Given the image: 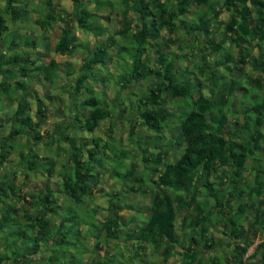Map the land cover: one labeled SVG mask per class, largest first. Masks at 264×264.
Wrapping results in <instances>:
<instances>
[{
  "label": "trees",
  "instance_id": "trees-1",
  "mask_svg": "<svg viewBox=\"0 0 264 264\" xmlns=\"http://www.w3.org/2000/svg\"><path fill=\"white\" fill-rule=\"evenodd\" d=\"M41 1L42 10L29 0H5L0 10L6 46L0 48V113L8 115V126L0 123L6 133L0 136V168L14 151L18 156L16 170L0 173V264H84L89 237L104 252L95 264H127L120 256L128 246L139 264H155L144 260L147 249L160 253L161 264H264V0H71V10ZM31 13L39 14L33 23L44 33L63 24L53 52L67 58L80 53L78 64L44 62L31 53L35 39L16 41L18 24L32 21ZM112 20L116 36L106 26ZM77 29L95 38L92 50ZM178 32L197 51L195 78L187 66L179 73L186 45L181 53L163 51L162 40L168 48ZM225 42L222 58L211 59ZM246 67L255 77H246ZM114 80L118 99L111 100ZM34 81L66 98L59 107L64 118L45 142L52 147L58 140L66 148L54 147L50 162L29 145L42 142L40 127L50 115L45 95L33 97L36 110L28 113L24 97ZM106 121V140L93 136ZM117 121H127L131 137L137 126L151 134L132 139L131 153L117 145ZM172 122L176 147L165 136ZM81 131L87 136L77 144L73 137ZM134 159L143 163L138 172ZM16 172L57 181L24 191L23 183L13 182ZM104 172L127 190L105 194L101 221L99 207L86 206ZM126 193L149 194V214L139 216V224L134 216L121 219L124 209H134ZM41 247L44 256L35 258ZM213 249L222 255L206 258Z\"/></svg>",
  "mask_w": 264,
  "mask_h": 264
},
{
  "label": "rangeland",
  "instance_id": "rangeland-1",
  "mask_svg": "<svg viewBox=\"0 0 264 264\" xmlns=\"http://www.w3.org/2000/svg\"><path fill=\"white\" fill-rule=\"evenodd\" d=\"M56 3H58V5H60L62 8H66L67 10H71L72 7V1L71 0H55ZM30 4L32 7H34V9L36 10H40L39 8L42 6L41 5V0H29ZM191 12L194 13L195 12V8L191 7L190 8ZM101 12V11H100ZM103 13V12H101ZM37 17V14L32 15V20L35 19ZM220 20L222 22H225L227 20V15L226 14H222L220 16ZM114 20L110 21V23H107L106 26H108V28L111 30V33L116 36L115 32L118 30L117 28V23L113 22ZM30 27L25 28V23L19 24V28L24 29L26 31L30 32H34V35H42L40 30H36L35 27L33 26V22L31 23V21L29 22ZM214 28V27H213ZM34 29V30H33ZM40 31V32H39ZM221 33V29L216 31V34L214 36L215 41L218 42L220 40V34ZM31 34V33H30ZM58 30H50L48 31L44 38L42 36L37 37L40 40H42L45 44H44V52L46 54V58L50 59L52 57H56V59H58L57 55L55 56V54H53L54 52L52 51V48L55 44V42L58 39ZM32 35V34H31ZM78 35L79 38L82 39V41L86 42V43H93V38L91 36H89L88 34L81 32L78 30ZM165 36V35H164ZM177 39H174V43H172L171 45H168V48L165 46V44H167V41L162 40V45L164 48L163 51L168 52H176V53H181L179 51V48L181 47V45H186L185 49L182 51V53H185L187 56V59L182 62V64H180V72H183V68L185 66L188 67V70L190 72H192L190 75H192V77H194V73H195V65L197 64L195 62V55L197 54V51L195 49L192 48L191 44H190V40L188 37H185L182 32H178L177 33ZM23 37H31V36H23ZM163 39V38H162ZM225 44V45H224ZM223 44V46L221 47L223 50L219 51L218 54L216 55H211V59L213 58H222L223 56V51L226 49L228 50V46L229 43L225 42ZM231 52L232 50L234 51V47L231 45L230 49ZM236 51V50H235ZM82 56L79 54H76L75 57L73 58H67L66 60H69L71 62H75L76 64H78L80 62V58ZM190 61V63H189ZM65 62V61H62ZM194 70V71H193ZM244 73H246V77L247 78H253L255 77V73L253 71H251L249 68H245L244 69ZM195 78V77H194ZM201 80V79H200ZM113 83L109 84L108 86V92L107 95L111 100H116L118 99V97L116 96L117 93V87L115 86L116 81H112ZM207 89V87H206ZM206 89L204 90L206 92ZM133 92L137 91L135 89H130ZM48 92V90H47ZM45 94V86L42 85V83H38L37 81L35 83H32L30 85L29 88V95L32 96V98L28 101L30 103V106L28 107V113L33 116L36 110V105L37 103L33 102V97H36L37 95L39 96H44ZM42 96V97H43ZM49 96V95H48ZM3 97V96H2ZM27 97V95L24 97V99ZM29 97V96H28ZM3 100H5V97L2 98ZM66 99L65 96L61 95L59 97H50L49 100H45V105L49 107V113L50 115L48 116V118L44 121V123L42 124V126L40 127V131H41V135L43 137L42 142H39L37 145H32L29 144L35 151L39 152L40 156L42 157L41 161L42 162H46V160L48 162H50V158H53L54 156H56V152H55V148L57 145H60V147L62 148H66L65 142H57L58 140H55L54 144L56 146H47L45 145V142L48 141V138L50 137V133L54 132L55 128H56V123L60 122V119L64 118L62 115V111L59 109V107H61L62 102H64V100ZM244 103H240V106H243ZM1 109V106H0ZM33 113V115H32ZM59 118V119H58ZM231 118V117H230ZM134 120H138V118L134 117ZM238 121H241V118L238 119ZM233 122V119H230V123ZM0 123H3V126H6L8 124V115H6L5 112L0 113ZM107 125L108 122H103L101 124V126L96 130V132L93 134V136H97L103 140H106V129H107ZM8 126V125H7ZM6 126V127H7ZM128 123L127 121H117V126L114 129V136L115 138H117L118 146H122L125 147L128 151H130L132 153V149L131 147V142L132 139H137L138 136H149L151 133L148 131L143 130L142 127L137 126L136 131L133 133V136L131 137L129 132H128ZM177 132V128L176 125L174 124V122L171 123L170 127L168 129H166L165 131V136L168 137L169 139V144H171V147H176L175 145H173L171 142L174 140V137L176 135ZM6 133L4 132V128L0 127V136L3 137ZM87 134H85V132L81 131L78 132V134L74 135V141L77 144H81L82 142L85 141ZM89 136V135H88ZM50 139V138H49ZM26 139H21V141H18L19 144H22ZM6 145V144H5ZM55 147V148H54ZM58 156H60L58 158V164L63 163L64 161V157L61 151H58ZM56 158V157H55ZM18 156H17V150L14 151L11 154L10 160L7 161V163L5 164L6 166L3 168H0V173H3L4 170H7L8 172H12L14 170H16V162H17ZM173 160V158H172ZM129 162V161H128ZM134 163H135V170L136 172H138L139 170L142 169L143 167V163L141 159H134ZM59 167H57L58 169ZM17 173V172H16ZM56 174V173H54ZM57 181V177L53 176H46L45 173H43L42 175H32V174H28V177H24L23 176V172L22 173H17V176L13 178V182H17L18 184H22L23 183V190L24 191H35V190H44L46 188V186H53L52 182ZM134 182H137L136 177L133 179ZM128 184V183H127ZM130 185V183L128 184V186ZM125 190H127L126 184H120L118 181L111 179L108 174L106 172H104L101 175L100 178V183L98 185V187L95 189L93 195H92V199L88 201V204L86 207H88V209H91L93 207L97 208L99 207L97 210L99 211V213L97 214V217L102 221L104 220L103 216L107 214V212L105 211V208L107 207V198L105 196V194L107 193H113V192H118V191H122L124 192ZM149 194L145 195V194H133V193H126V197H125V202L127 204L133 205L134 209L133 210H126L124 209L123 212H121V219H126L130 216H134V218H136L134 220L133 224H139V216L142 218V220L144 219V216H148L149 214V203H150V198L148 196ZM58 202L60 205H64L65 204V199L66 197H63V195H58ZM101 207V209H100ZM93 210H90L86 213V217H89V214H92ZM143 214V215H142ZM191 214V213H189ZM20 222H24L23 219V214H20L19 216ZM176 222L178 224L179 222V218L177 217ZM123 232L124 230L120 231V234L123 236ZM83 236H85V234H81ZM259 234L257 235L256 239H255V244L258 243L260 241V238L258 237ZM214 237L216 239H220L222 238V236L220 234H214ZM2 237H0V241H1ZM85 240V239H84ZM93 241L92 238H88L85 242H87V246L88 248H91L92 251H94L95 255L94 257L91 256L89 254L85 255V261L94 264V261L97 260L95 258H97L98 256H100L98 254V250H96L93 247ZM226 242V241H225ZM109 243V242H108ZM107 243V244H108ZM116 242L112 241L109 243V246L112 248V250L116 247ZM126 248V246H124V249ZM128 248L130 249V247L128 246ZM44 248L41 247V250L43 251ZM252 248L249 250L248 254L251 253ZM40 252L38 255H36L35 258H41L42 256H44V252ZM124 252V251H123ZM100 253H102L100 251ZM221 256L222 254L213 249L212 251L206 252V258H209L210 256ZM144 257L146 258L145 260L158 264V262L161 264V256L160 253L156 252V251H151L150 249H147L146 252L144 253ZM180 258V257H179ZM84 262V261H83ZM82 262V263H83ZM85 264V262H84ZM254 264V263H252Z\"/></svg>",
  "mask_w": 264,
  "mask_h": 264
},
{
  "label": "crops",
  "instance_id": "crops-1",
  "mask_svg": "<svg viewBox=\"0 0 264 264\" xmlns=\"http://www.w3.org/2000/svg\"><path fill=\"white\" fill-rule=\"evenodd\" d=\"M20 2H22L23 0H19ZM59 1V0H58ZM4 3H5V0H0V10H2V8H3V6H4ZM54 4H56V5H58V3H56V1H54ZM60 6V5H59ZM40 10H42L41 9V7L39 8ZM34 14H37V17L39 16V14L38 13H34ZM33 13H31V15H34ZM36 17V18H37ZM33 22V20L31 21V23ZM25 23V22H24ZM20 24H22V23H20ZM8 25H9V30L11 31V30H13L14 29V26L12 25V24H10V23H8ZM18 26H19V24H18ZM25 28H27V27H30L31 28V26H30V24H29V21L28 22H26L25 23ZM33 26L35 27V29L36 30H40L34 23H33ZM62 27H63V24L61 23V22H57V23H55V25H54V27H53V29L54 30H58V32H59V34H58V39H59V36H60V33H61V29H62ZM32 29V28H31ZM34 30V29H33ZM50 30H52V29H49L48 31H50ZM17 31V33H16V41H20V39L23 37V36H31V37H28V38H32V39H35V41H36V47L31 51V53L32 54H36L38 57H40V59L42 60V61H44V62H47V61H49L50 59H55L58 63H62V61H66V57L65 56H60V55H58V54H55V53H53V54H55V56L57 55V57H58V59H56V57L54 58V57H52V58H50V59H47L46 58V54H45V52H44V49H45V47H44V42L42 41V40H40L39 38H37V37H40V36H42L43 38H44V36H45V34L48 32H42L41 30V34L42 35H34V32H28V31H26V30H24V29H21V28H19L18 27V29L16 30ZM39 31V32H40ZM80 31V30H79ZM75 32H76V34H77V36L79 37V35H78V29L77 30H75ZM89 36H91L92 37V35H90V34H88ZM93 38V43H86L87 45H88V47H89V49L90 50H92L93 49V47H94V45H95V38L94 37H92ZM57 39V40H58ZM80 39V38H79ZM80 40H82V39H80ZM57 42V41H56ZM55 42V43H56ZM55 45V44H54ZM225 45V44H224ZM6 46H5V44L4 43H2V42H0V48L1 49H4ZM234 47V46H233ZM53 48H54V46H53ZM53 48H52V51H53ZM21 50H24V48L23 47H21ZM235 50H237L235 47H234V51L232 50V54L234 55L235 54ZM77 54H79V55H81L80 53H77ZM82 56V55H81ZM81 59V58H80ZM73 63H75V62H73ZM33 83H35V81L33 82ZM39 83V82H38ZM41 83V82H40ZM32 84V83H31ZM42 85H43V83H42ZM47 90H48V86L47 85H45V96H47L49 99H50V97H59V96H61V95H63V93L62 94H58V95H55V96H53V95H50L49 94V90H48V92H47ZM49 95V96H48ZM29 96V97H28ZM27 97H26V101L28 102L31 98H32V96H30V95H28ZM39 96V95H38ZM43 96V95H42ZM42 96H40V97H42ZM63 96H65V95H63ZM44 97V96H43ZM46 97V98H47ZM64 100V99H63ZM65 101V100H64ZM45 102V101H44ZM94 240V239H93ZM94 245H95V241H93V247H94ZM86 246H87V242H86ZM87 248H88V246H87ZM109 251V253H108V255L110 256V255H112V253H114V251H110V250H108ZM43 252V251H42ZM251 252H252V250H251ZM87 254H89L90 255V257L91 256H93L94 257V255H95V253H94V251H92L91 250V248H88L87 249V252L84 254V262H85V264H92V263H89V262H87V261H85V255H87ZM100 256H98L97 258H95V259H97V260H99V259H102V257H103V254H104V252H102V253H98ZM131 256L133 257V255H132V252H131V249H129V248H127V250H126V252H122L121 253V260L122 261H124V262H126L127 264H139V262L137 261L138 260V258H131ZM105 257H106V255H105ZM146 258L144 257V260H145ZM97 260H95L94 261V264H95V262L97 261ZM175 261V258H172L171 260H170V262L169 263H171V262H174ZM83 262V263H84ZM159 263V262H158ZM144 264V263H143ZM147 264H149V263H147Z\"/></svg>",
  "mask_w": 264,
  "mask_h": 264
}]
</instances>
